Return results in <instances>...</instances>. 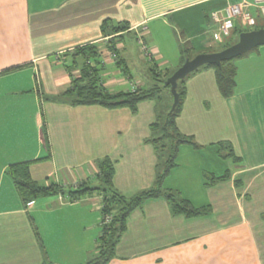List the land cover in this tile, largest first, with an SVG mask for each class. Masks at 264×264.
<instances>
[{
    "label": "crops",
    "instance_id": "obj_1",
    "mask_svg": "<svg viewBox=\"0 0 264 264\" xmlns=\"http://www.w3.org/2000/svg\"><path fill=\"white\" fill-rule=\"evenodd\" d=\"M241 1L0 0V264L90 263L103 235L100 196L72 193L101 187L105 160L113 169L111 190L126 201L152 190L164 170L169 150L157 152L153 125L169 115V88L159 84L158 96L134 112L73 105L65 94L81 73L72 67V51L97 46V74L107 93L149 90V70L145 81L137 75L141 63L172 75L186 60L264 30V18L252 12L255 27L236 19L228 36L218 33L211 15ZM123 24L125 32H111ZM231 65L227 98L211 66L181 80L175 127L190 144L179 147L163 196L128 214L105 264H264V46ZM181 154L227 165L223 174L199 165L194 193L200 197L185 196L191 169L178 161ZM21 164L31 181L56 193L23 203L9 175ZM222 176L228 178L216 181ZM166 195L210 213L176 215Z\"/></svg>",
    "mask_w": 264,
    "mask_h": 264
},
{
    "label": "trees",
    "instance_id": "obj_2",
    "mask_svg": "<svg viewBox=\"0 0 264 264\" xmlns=\"http://www.w3.org/2000/svg\"><path fill=\"white\" fill-rule=\"evenodd\" d=\"M104 25V27H106L107 23ZM127 29L128 26L123 24L112 28L111 32L113 34H118L125 32ZM228 47L229 46H226L224 49ZM71 56L73 58L72 67L78 68L81 73L79 79L72 81L71 88L65 94V97L70 100L73 105H99L104 108L111 109L127 107L134 112L136 110V106L140 102L157 97L160 93L159 84L163 87L164 82L169 78V75L167 74H159L156 68H149L148 72L151 80L153 81V87L151 89H139L132 93L109 94L101 87L100 78L97 74V59L99 56L97 46L86 45L84 47L74 49ZM211 67L215 68L217 85L221 95L224 98L229 97L234 86L233 79L235 70L229 62H223L220 68L214 66ZM181 83L182 81H178L177 83L176 92L179 95V102L175 111L170 115L167 113L162 119V124L158 125L156 123L153 125V132L155 133L153 143L156 145L157 152L163 155L166 150H169L164 170L157 178L155 187L152 190L142 192L140 195L129 201L124 200L110 188L113 169L110 162L105 160L100 165L101 187L96 189H85L72 193L73 195H77L79 197L95 193L96 196H100L102 198V204L104 206L100 212L102 217L112 215L109 224L103 227V235L99 241L98 257L88 264H105L112 258L115 243L124 229V222L128 214L133 209L141 205V203L145 200L163 196V193L161 192L163 180L175 167L179 147L181 145L190 144L187 139L178 134L175 127V119L178 115L181 99L183 97V93L179 89V84ZM156 133L158 136H156ZM27 167V164H21L9 168V175L14 179L16 190L23 203H27L39 196L52 195L56 193L55 189L51 187L45 188L31 181L28 175ZM226 178H228V176H222L216 179V181L225 180ZM166 198L170 203L172 212L176 215H183L187 218H195L210 213L209 207L195 208L187 200H174L172 195H166Z\"/></svg>",
    "mask_w": 264,
    "mask_h": 264
},
{
    "label": "water",
    "instance_id": "obj_3",
    "mask_svg": "<svg viewBox=\"0 0 264 264\" xmlns=\"http://www.w3.org/2000/svg\"><path fill=\"white\" fill-rule=\"evenodd\" d=\"M261 46H264V30L252 31L240 34L238 42L235 45L219 53L202 54L196 56L192 60H186L164 83L166 87L170 88V93L173 98L169 115L175 111L179 102V95L176 92L178 81L185 79L203 66H215L220 68L223 62L232 61Z\"/></svg>",
    "mask_w": 264,
    "mask_h": 264
},
{
    "label": "built area",
    "instance_id": "obj_4",
    "mask_svg": "<svg viewBox=\"0 0 264 264\" xmlns=\"http://www.w3.org/2000/svg\"><path fill=\"white\" fill-rule=\"evenodd\" d=\"M252 12H257L264 18V0H243L239 3L228 4L222 12L211 15L213 23L219 25L218 33L223 36H228L232 29L233 20H239L246 27L253 28L256 26V19ZM140 48L143 55L148 58V52L143 42H140ZM102 198L100 197L99 210L103 209ZM102 216V215H101ZM102 225L106 226L111 221L112 215L101 217Z\"/></svg>",
    "mask_w": 264,
    "mask_h": 264
},
{
    "label": "rangeland",
    "instance_id": "obj_5",
    "mask_svg": "<svg viewBox=\"0 0 264 264\" xmlns=\"http://www.w3.org/2000/svg\"><path fill=\"white\" fill-rule=\"evenodd\" d=\"M130 42L131 44V47H132V53L135 54V55H139V47L136 46V40L135 38H132V37H129L126 39V42ZM260 49V48H259ZM234 60L232 61H229V64H231ZM149 66L144 64V63H141V66H140V69H139V72L137 73L138 75V78L142 81H145V78L147 76V70H148ZM174 74V73H173ZM172 74V75H173ZM172 75H169V77H171ZM137 77V76H136ZM135 77V78H136ZM169 79V78H168ZM167 81V80H166ZM165 81V82H166ZM164 82V83H165ZM166 93L169 95H171L170 93V88L166 90ZM183 150V149H182ZM178 155V154H177ZM208 158L205 159V158H197V157H190V156H182V154L180 155L178 161L182 163H184L186 166H189V168L191 169V171L187 172L188 173V180H187V183L191 184L190 187L187 188V186L183 185V193L185 196H191L192 195H196L197 197H200V195L198 194H195L194 190H195V187L198 186V181L201 182V178H198L195 176L197 175V169L200 165V167H202L203 170H206V171H213L217 174H223L224 173V170H225V165H227V163L225 162V160H222L224 161V163L222 161H220L219 159H217L216 161H213V159H211L210 156H207ZM163 160L165 161L166 160V157L164 158L163 157ZM203 175V174H202ZM179 176V175H178ZM202 177V176H201ZM179 179V177H178ZM196 179V180H195ZM198 180V181H197ZM203 181V180H202ZM176 184V182H173ZM186 183V182H185ZM184 184V183H183ZM194 193V194H193ZM201 194V193H200Z\"/></svg>",
    "mask_w": 264,
    "mask_h": 264
}]
</instances>
